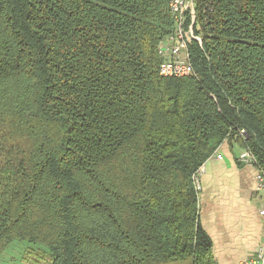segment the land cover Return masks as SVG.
<instances>
[{
    "label": "trees",
    "instance_id": "trees-1",
    "mask_svg": "<svg viewBox=\"0 0 264 264\" xmlns=\"http://www.w3.org/2000/svg\"><path fill=\"white\" fill-rule=\"evenodd\" d=\"M194 11L166 78L167 0H0V260L216 264L192 177L233 138L264 169V0Z\"/></svg>",
    "mask_w": 264,
    "mask_h": 264
},
{
    "label": "crops",
    "instance_id": "crops-1",
    "mask_svg": "<svg viewBox=\"0 0 264 264\" xmlns=\"http://www.w3.org/2000/svg\"><path fill=\"white\" fill-rule=\"evenodd\" d=\"M243 151L239 139L223 142L198 178L199 223L211 240L216 264H239L254 256L263 241L256 169L238 161Z\"/></svg>",
    "mask_w": 264,
    "mask_h": 264
},
{
    "label": "built area",
    "instance_id": "built-area-1",
    "mask_svg": "<svg viewBox=\"0 0 264 264\" xmlns=\"http://www.w3.org/2000/svg\"><path fill=\"white\" fill-rule=\"evenodd\" d=\"M167 8L173 22L172 33L161 42L159 54L164 58L159 67V74L162 77L182 78L193 75V68L190 63L188 46L192 41L200 42V38L194 34L193 23L195 20V11L193 0H167ZM187 21H189L187 23ZM241 137L244 131L239 132ZM238 161L244 165L253 166L256 169V190L261 194L262 206L259 209V215L263 221L264 229V169L258 164L255 156L247 146L238 158ZM202 167L193 175V183L196 190L199 186V175ZM239 264H264V233L263 241L252 257L246 258Z\"/></svg>",
    "mask_w": 264,
    "mask_h": 264
},
{
    "label": "rangeland",
    "instance_id": "rangeland-1",
    "mask_svg": "<svg viewBox=\"0 0 264 264\" xmlns=\"http://www.w3.org/2000/svg\"><path fill=\"white\" fill-rule=\"evenodd\" d=\"M196 3V0H193V4ZM159 54V52H158ZM160 55V54H159ZM163 56V55H162ZM160 55V57H162ZM235 138H233L232 140H234ZM20 255L18 251H14L12 253H7L5 254L2 259L0 260V264H36V262L34 263L32 257H26L24 258V260L20 259L21 255L17 258L16 260V256ZM26 256V255H25Z\"/></svg>",
    "mask_w": 264,
    "mask_h": 264
}]
</instances>
